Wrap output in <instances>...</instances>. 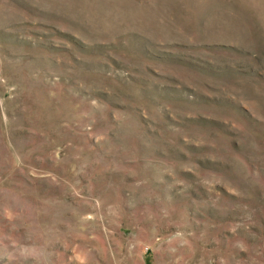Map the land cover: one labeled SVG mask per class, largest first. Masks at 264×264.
<instances>
[{
	"label": "rangeland",
	"instance_id": "obj_1",
	"mask_svg": "<svg viewBox=\"0 0 264 264\" xmlns=\"http://www.w3.org/2000/svg\"><path fill=\"white\" fill-rule=\"evenodd\" d=\"M0 264H264V0H0Z\"/></svg>",
	"mask_w": 264,
	"mask_h": 264
}]
</instances>
